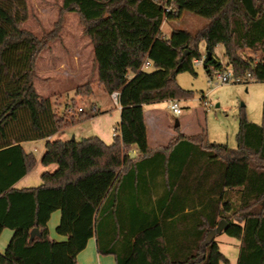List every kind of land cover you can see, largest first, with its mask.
Returning <instances> with one entry per match:
<instances>
[{
    "label": "trees",
    "instance_id": "obj_1",
    "mask_svg": "<svg viewBox=\"0 0 264 264\" xmlns=\"http://www.w3.org/2000/svg\"><path fill=\"white\" fill-rule=\"evenodd\" d=\"M67 12L93 42L98 84L120 91L119 135L111 143L98 135L50 140L90 117L59 111L34 85L38 58ZM184 12L208 23L164 36V22ZM29 15L27 0H0V235L14 232L0 264H78L91 238L117 264H230L215 238L206 241L221 220L222 232L240 241L236 264H264V119L241 116L236 149L210 142L206 129L187 134L179 126L155 149L144 115L147 104L190 95L176 77L197 74L201 41L210 53L207 73L231 67L246 83L263 82L264 0H62L54 27L40 37L24 28ZM92 91L91 81L76 88L82 96ZM39 139H47L41 163L57 168L43 171L38 186L17 188L38 163L23 142ZM57 210L61 240L48 227Z\"/></svg>",
    "mask_w": 264,
    "mask_h": 264
},
{
    "label": "rangeland",
    "instance_id": "obj_2",
    "mask_svg": "<svg viewBox=\"0 0 264 264\" xmlns=\"http://www.w3.org/2000/svg\"><path fill=\"white\" fill-rule=\"evenodd\" d=\"M27 3L29 5L30 15L24 26L39 37L52 30L58 18L62 0H27ZM64 17V20H68V22H64L62 27L64 29L63 38L59 35V39H55L54 48L49 47L50 49L46 48V51H42V57L39 60V77L36 86H38V90L43 94L49 91L50 100L61 112L65 110L72 100L84 106L90 114L93 113L94 103H99L103 106L102 108H108L103 119H101V124H104L106 131L111 132L112 128H118L120 109L111 100L110 94L98 85L95 86L92 95L82 97L76 94L77 86L86 81V79H83L82 74H92V68L91 62L88 63L87 67H81L78 63L82 59L81 55L76 52H71L72 46L74 48L79 45L76 34V13L67 12ZM206 23H208L206 17L184 12L178 19L165 21L161 30L165 33L171 31L173 28L181 27L190 32H196L197 29ZM199 49H201L203 57L205 58L207 49H205L204 41L199 43ZM224 50L225 48L222 44L216 46L217 55H221L222 61L227 65ZM245 54L252 55L255 58L258 56V53L251 50H246ZM84 55L88 57V53H84ZM58 62L61 69H51V66ZM48 63L50 68L47 67ZM46 68L50 70L47 71ZM67 72L71 74L68 75L66 74ZM196 73L194 75L189 71H182V73L177 75L176 81L179 85L191 90V93L189 96L180 99L182 115L179 117L171 114L165 102L159 103L161 119L157 122V126L165 132L176 131V119H179L182 124L183 121H188L189 125L183 129V132L197 134L203 129H206L210 142L225 143L230 148L236 149L238 147L237 134L240 130L239 124L241 116L245 114L249 120L258 124L263 122L264 81L249 80L247 83H218L215 77L213 78L214 72L212 74L207 73L204 66L196 67ZM92 122L94 121L89 118L80 122L77 128L82 129L72 130L71 137L64 140L75 138V133L79 134L78 140L83 137L87 138L88 136L97 135L95 134L96 132H93L94 125ZM43 146L44 142L42 141L38 143L31 141L25 145L27 150L34 152L38 160L41 156ZM54 167L57 168L56 164ZM56 168L51 167L47 170L53 172ZM215 240L220 243L221 250L230 259V264H236L240 241L225 232L216 235ZM220 264L228 263L222 261Z\"/></svg>",
    "mask_w": 264,
    "mask_h": 264
},
{
    "label": "crops",
    "instance_id": "obj_3",
    "mask_svg": "<svg viewBox=\"0 0 264 264\" xmlns=\"http://www.w3.org/2000/svg\"><path fill=\"white\" fill-rule=\"evenodd\" d=\"M77 17H75V20H77V26H76V34L78 37V41H79V45H77L76 47L71 49L72 53H79L81 55L80 59L81 61H78V63L80 64L81 67L85 68L87 67L88 63L91 62V68H92V74H82L83 75V79H86V81H91V83L93 84V91L91 94H87V95H92L94 93V89L95 86H99L101 88H104L103 85L98 84V68L97 65L94 63V45L93 42L91 40V38L89 36H87L83 31H84V27L81 25L80 20L78 18V15L76 14ZM66 23L68 22L65 21ZM65 23V24H66ZM24 28H26L24 26ZM27 29V28H26ZM63 31L64 29L61 30V33L59 34L62 38H63ZM32 32V31H31ZM171 31H167L164 34V36L166 35L167 37H169L171 35ZM33 33V32H32ZM34 34V33H33ZM35 35V34H34ZM36 36V35H35ZM39 37V36H38ZM59 39V37L56 38V40ZM55 40L52 42V44L50 45V48L53 47V45ZM47 48V49H50ZM54 48V47H53ZM56 49V48H55ZM44 51H46V49H44ZM84 53H88V57L87 55L85 56ZM42 54V52H41ZM40 54L38 61H37V78L34 80V85L36 86V82L38 80L39 77V60L42 57V55ZM224 55H225V50H224ZM220 60L222 61V56L219 55ZM79 60V58H78ZM222 63L224 64V62L222 61ZM62 65V64H61ZM226 65V64H225ZM49 63H48V66ZM47 69V68H46ZM51 69H55V70H60L61 67L59 65V62L57 64H54L53 66H51ZM50 69H47V71ZM66 74H71L69 72H67ZM85 81V82H86ZM84 82V83H85ZM83 84V83H82ZM81 85V84H79ZM36 89L38 90V86H36ZM105 90V88H104ZM106 91V90H105ZM38 92L45 96L50 98V94L49 91L45 92L44 94L41 93V91L38 90ZM107 92V91H106ZM82 96V95H80ZM83 97V96H82ZM168 100L167 101H161V102H165L167 104V108H168ZM161 102H155V103H150L144 106V115H146V120L149 126V142H150V147H153L155 149H159V148H163L165 145L168 144V141L176 135V131H169V132H165L163 131L159 126H157V122L161 119V110L159 108V103ZM80 105V104H78ZM82 106V105H81ZM96 108V111L93 112L92 114H90L87 109L86 112H88V116L89 119H92L94 122L93 123V132H96L95 134H97L98 136H100L102 139H104L107 143H111L114 139V134H113V129H111V132L106 131V128L104 127V124H101V119H103L104 115L106 114L105 112L108 111V108H102L103 106L100 105L99 103H94V106ZM119 111L121 113V106H119ZM120 116V114H119ZM120 120H121V116H120ZM179 121V128L181 130V132H183L185 128L188 127L189 123L188 121H183L182 122L177 119ZM75 124L70 126V128L67 129H63L57 133H55V136L51 137L50 140H55V139H67L71 137V131L72 130H81L82 128L78 129L77 126L79 125ZM118 129V128H116ZM81 133V132H80ZM111 133V134H110ZM184 133V132H183ZM78 135L77 133L74 134V137L76 139H78ZM166 136V137H165ZM84 138V137H83ZM37 143L42 141L44 142V146L41 149L42 153L41 156L39 157L38 163L36 165V167L30 171L29 173H27L26 175H24V177L22 179H20L18 182H16L15 187L17 188H24V187H30V186H38L41 183V174L43 173V171L52 168H56L54 167L53 164L48 165V166H44L41 163V158L42 155L45 152V144L47 142V139H39V140H35ZM31 141H25L23 142L24 148L26 151L30 152L29 150L26 149L25 145L26 143H29ZM132 149H136V147H132ZM132 157H134L133 155H131ZM61 218V214L60 211L57 210L56 212L52 213V217L48 223V227H49V231H50V235L52 238L56 239V240H61V239H65L66 237L60 235L57 230V224L59 223ZM14 232L12 229H4L2 231V234L0 235V251L4 252L7 248V245L9 244V241L11 240L12 236H13ZM77 262L78 264H117V261L115 260V257L113 255L108 254L107 256L105 255H101L98 253L97 251V245H96V240L95 238H91L87 244V248L85 250H83L82 252H80L77 256Z\"/></svg>",
    "mask_w": 264,
    "mask_h": 264
},
{
    "label": "built area",
    "instance_id": "obj_4",
    "mask_svg": "<svg viewBox=\"0 0 264 264\" xmlns=\"http://www.w3.org/2000/svg\"><path fill=\"white\" fill-rule=\"evenodd\" d=\"M150 65V60L146 61L143 65L145 69L149 68ZM193 65L195 67L198 66H204V57H197L193 60ZM248 78L251 77V74L248 72L246 75ZM215 77L216 81L218 83H223L227 84L230 82H244V78L241 76L235 75L232 68H227L224 71H214L213 73V78ZM213 80V79H212ZM110 94L111 100H113L114 104L118 107L121 106L119 96H120V91H113ZM168 109L173 114L174 116H181L182 115V107H181V102L180 99L178 98H170L168 100ZM96 111V108L93 107V112ZM65 112L70 115V114H80V113H86V109L84 106L81 105H74L73 102H70L67 107L65 108ZM113 134L114 136L119 135V130L118 129H113ZM130 154L133 156H136L137 154V148L136 149H131Z\"/></svg>",
    "mask_w": 264,
    "mask_h": 264
},
{
    "label": "water",
    "instance_id": "obj_5",
    "mask_svg": "<svg viewBox=\"0 0 264 264\" xmlns=\"http://www.w3.org/2000/svg\"><path fill=\"white\" fill-rule=\"evenodd\" d=\"M186 53L187 52H185L184 54H183V56L181 57V59L186 55ZM209 52H207V56H209ZM180 59V60H181ZM204 67L206 68V65L204 64ZM179 126V121L176 119V122H175V127H178ZM225 227H226V221L225 220H221L220 222H219V225H218V227L216 228V229H213V230H211L208 234H207V237H206V241H210V240H212V239H214L215 237H216V235H218L219 233H221L224 229H225ZM39 233V231L37 230V229H34L33 230V235H36V234H38Z\"/></svg>",
    "mask_w": 264,
    "mask_h": 264
}]
</instances>
